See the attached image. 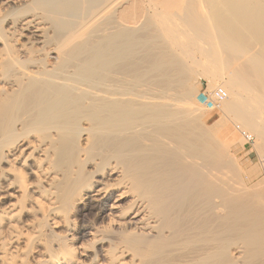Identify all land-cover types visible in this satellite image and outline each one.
I'll return each mask as SVG.
<instances>
[{"label": "bare ground", "instance_id": "6f19581e", "mask_svg": "<svg viewBox=\"0 0 264 264\" xmlns=\"http://www.w3.org/2000/svg\"><path fill=\"white\" fill-rule=\"evenodd\" d=\"M259 1L0 0L2 264H264Z\"/></svg>", "mask_w": 264, "mask_h": 264}, {"label": "rangeland", "instance_id": "374dc122", "mask_svg": "<svg viewBox=\"0 0 264 264\" xmlns=\"http://www.w3.org/2000/svg\"><path fill=\"white\" fill-rule=\"evenodd\" d=\"M259 2H261L260 3V5H261L260 8H262V10H263L262 11L260 9L259 12H262L260 14L264 16V0H260ZM255 28L257 29L259 27H254V29ZM256 29H255V31H256ZM257 30H258L257 31L258 33H259V30H261V32L264 34V32L262 31L263 28L262 29H257ZM263 34H258V35H260V39L264 37ZM261 36H263V37H261ZM261 40H263V39H261ZM196 80L198 81V83L195 82ZM191 82H193V83H191ZM190 83L193 86H196L195 87L196 92L194 93V101L197 102L198 108L200 106V110H202L201 111L202 112L201 121L203 120L202 121V125H204V126L207 125L206 127L208 129L213 130V132L215 131L214 133L216 135H221L222 131L225 129V127H227L226 125L228 124V123H226L224 121V116L221 113H219V112H217L215 110L214 111L209 110V108L205 107L206 105H202V104H200L197 101V95L201 91L211 90L213 88H209V86L205 85V84H207V79L204 76L202 78L192 77L190 79ZM201 106L204 107V108H202ZM229 143H230L229 144L230 146L227 145L226 147H227V149L229 151L232 152V156L235 158V160L238 159L237 161L239 162L240 166L243 167L244 169H249L254 164L258 165V177L263 178L264 177V171H263L262 164L260 163V160L264 158V155L263 156H258L259 154L256 153L258 151H256V148L253 147L254 143H250V144L242 143V149H237V146L234 148V146H233L234 143H233L232 140ZM25 252H26L25 253L26 255L24 257V264H35V261L41 256V247L37 246V245H31V248L29 247L28 249L25 250ZM0 264H2L1 261H0Z\"/></svg>", "mask_w": 264, "mask_h": 264}, {"label": "built area", "instance_id": "2783aa9c", "mask_svg": "<svg viewBox=\"0 0 264 264\" xmlns=\"http://www.w3.org/2000/svg\"><path fill=\"white\" fill-rule=\"evenodd\" d=\"M226 97H227V94L225 90L221 86H218L215 89L201 91L197 95V101L202 105L207 106L210 104L212 106H216V104L223 101ZM243 136H245L247 140V144L252 143L253 138L251 137V135L245 134Z\"/></svg>", "mask_w": 264, "mask_h": 264}]
</instances>
